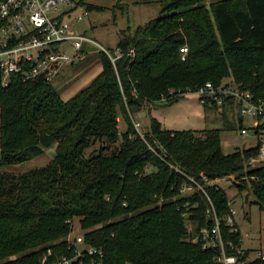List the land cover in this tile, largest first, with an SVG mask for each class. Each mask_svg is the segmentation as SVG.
Masks as SVG:
<instances>
[{"label": "trees", "instance_id": "1", "mask_svg": "<svg viewBox=\"0 0 264 264\" xmlns=\"http://www.w3.org/2000/svg\"><path fill=\"white\" fill-rule=\"evenodd\" d=\"M160 1L164 14L133 36L123 33L114 64L99 52L100 73L70 99L40 81L0 86V164L26 162L55 145L46 166L0 174V264H40L47 250L46 264L72 257L75 219L84 244L102 251L101 264H221L218 247L194 241L214 227L208 199L226 255L249 256L240 231L227 225L226 191L200 175L210 182L235 176L264 210V164L245 168L258 144L225 155L218 129L167 131L151 118L141 136L131 117L143 104L172 106L228 77L264 102V0ZM96 143L97 153L85 156ZM189 178L205 193L182 194Z\"/></svg>", "mask_w": 264, "mask_h": 264}, {"label": "built area", "instance_id": "2", "mask_svg": "<svg viewBox=\"0 0 264 264\" xmlns=\"http://www.w3.org/2000/svg\"><path fill=\"white\" fill-rule=\"evenodd\" d=\"M78 3L75 0H0L1 87H7L14 81L52 84L65 67L85 61L89 52V46L85 44H95L92 39L73 30L72 24L87 16V12L74 15ZM101 52L109 57L112 64L121 56L118 50L116 56H111L104 50ZM180 52L185 54L186 49L183 48ZM194 94L202 107H212L220 113L227 110L235 119H241L240 135L247 137L250 131L256 139L255 145L258 144V155L248 159V163L252 167L264 164V102H253L248 92L229 82H223L219 86L206 83ZM247 121L249 124L246 125ZM200 176L211 185L204 176ZM189 181L190 184L182 187V194L204 192L198 181L193 178H189ZM208 202L206 217L213 220L214 227L211 230L200 229L194 241L199 238L203 249L218 247L217 261L221 264H250L254 260L264 262L262 252H257L251 261H247L248 257L243 260L241 252L239 257L226 255L213 204L209 199ZM226 222L231 231H235L232 228V217H227ZM68 241L74 255L61 256L51 264H101L102 251L86 246L82 235H75ZM50 255V250H47L40 264H46Z\"/></svg>", "mask_w": 264, "mask_h": 264}, {"label": "rangeland", "instance_id": "3", "mask_svg": "<svg viewBox=\"0 0 264 264\" xmlns=\"http://www.w3.org/2000/svg\"><path fill=\"white\" fill-rule=\"evenodd\" d=\"M75 1H81L82 4L76 8L74 15L78 16L87 12V16L82 21L73 23V30L77 34H83L92 39L95 45L85 44L89 46L85 61L65 67L52 82L54 90L63 100L70 99L100 73L99 52L104 50L111 56H116L117 45L122 34L133 36L138 27L163 15L162 9L166 3L160 0ZM88 7L93 9L88 10ZM225 81L234 83L232 77L226 78ZM151 118L156 119L167 131L201 132L218 129L220 130V146L225 155L231 154L236 149H248L256 143L250 131L247 137L243 138L240 135L239 122L232 114L204 109L194 93L186 94L177 103L168 107L143 104L141 109L131 117L139 135L142 136L148 131ZM118 129L120 133L126 130V122L120 115ZM99 147V143L91 146L85 151V156L97 153ZM54 153L55 145L45 149L42 155L26 162L8 166L0 164V174L19 175L44 167L53 159ZM250 167L252 166L247 161L245 168L250 169ZM212 182L224 189L229 197L232 220L241 233V249L250 252L247 261H251L257 252L264 253V210L260 209L247 187L242 189L236 187V184L243 183L235 176L231 175L209 183L212 184ZM75 235H80L78 219L74 220L72 229V237Z\"/></svg>", "mask_w": 264, "mask_h": 264}, {"label": "crops", "instance_id": "4", "mask_svg": "<svg viewBox=\"0 0 264 264\" xmlns=\"http://www.w3.org/2000/svg\"><path fill=\"white\" fill-rule=\"evenodd\" d=\"M234 222V221H233ZM234 225H235V223H234ZM236 226V225H235ZM237 227V226H236ZM238 229V228H237ZM242 250V249H241ZM242 251H244V250H242ZM263 253V252H262ZM248 259V258H247Z\"/></svg>", "mask_w": 264, "mask_h": 264}]
</instances>
